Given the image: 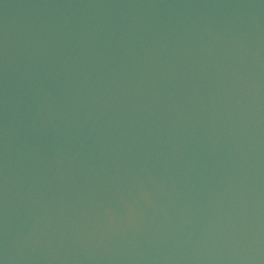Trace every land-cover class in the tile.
<instances>
[{"label": "water", "instance_id": "1", "mask_svg": "<svg viewBox=\"0 0 264 264\" xmlns=\"http://www.w3.org/2000/svg\"><path fill=\"white\" fill-rule=\"evenodd\" d=\"M0 264H264V0H0Z\"/></svg>", "mask_w": 264, "mask_h": 264}]
</instances>
